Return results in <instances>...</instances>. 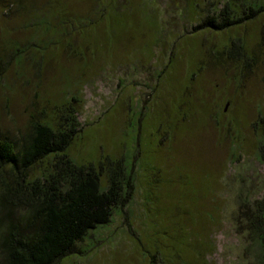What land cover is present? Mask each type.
Masks as SVG:
<instances>
[{"label":"rangeland","instance_id":"374dc122","mask_svg":"<svg viewBox=\"0 0 264 264\" xmlns=\"http://www.w3.org/2000/svg\"><path fill=\"white\" fill-rule=\"evenodd\" d=\"M225 2L234 17L264 6L0 0L2 134L36 118L55 127L71 105L72 161L133 165L125 203L57 264H260L238 219L264 195V12L202 26Z\"/></svg>","mask_w":264,"mask_h":264},{"label":"trees","instance_id":"16d2710c","mask_svg":"<svg viewBox=\"0 0 264 264\" xmlns=\"http://www.w3.org/2000/svg\"><path fill=\"white\" fill-rule=\"evenodd\" d=\"M248 11L234 17L225 2L219 17L206 16L202 26H234L264 12V6H248ZM55 125L31 119L16 140L0 131V264H57L87 232L107 224L132 193L133 165L127 172L122 158L106 156L95 165L68 156L67 147L79 131L71 105L59 111ZM49 156V167L35 176V165ZM243 207L238 221L245 220L264 264V195Z\"/></svg>","mask_w":264,"mask_h":264}]
</instances>
